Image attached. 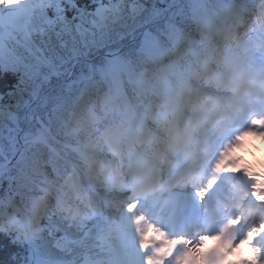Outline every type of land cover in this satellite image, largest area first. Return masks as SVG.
Instances as JSON below:
<instances>
[{
  "label": "snow or ice",
  "instance_id": "obj_1",
  "mask_svg": "<svg viewBox=\"0 0 264 264\" xmlns=\"http://www.w3.org/2000/svg\"><path fill=\"white\" fill-rule=\"evenodd\" d=\"M249 137L264 0H0V264H264Z\"/></svg>",
  "mask_w": 264,
  "mask_h": 264
},
{
  "label": "rangeland",
  "instance_id": "obj_2",
  "mask_svg": "<svg viewBox=\"0 0 264 264\" xmlns=\"http://www.w3.org/2000/svg\"><path fill=\"white\" fill-rule=\"evenodd\" d=\"M252 150H253L255 156H258V158L260 156L261 158L259 160L264 163V156H262L261 149L259 150V148L253 147Z\"/></svg>",
  "mask_w": 264,
  "mask_h": 264
}]
</instances>
